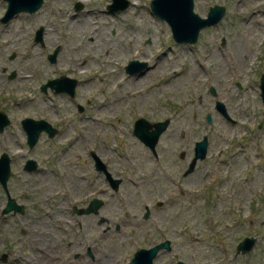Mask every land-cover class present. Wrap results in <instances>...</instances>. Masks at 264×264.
Returning a JSON list of instances; mask_svg holds the SVG:
<instances>
[{
    "label": "rangeland",
    "instance_id": "1",
    "mask_svg": "<svg viewBox=\"0 0 264 264\" xmlns=\"http://www.w3.org/2000/svg\"><path fill=\"white\" fill-rule=\"evenodd\" d=\"M89 1L111 12L99 19L93 35L78 20L82 0H44L34 13L0 21V110L11 120L0 132V155L11 156L8 188L25 206L23 214H3L8 198L0 183V264H45L46 246L55 245L59 252L48 256L62 264L66 239L60 237L66 230L79 248L93 249L95 259L87 255L79 264H107V256L114 261L109 264H124L121 256L149 238L169 240L173 247L155 264H264V0H194L201 17L215 4L226 7L224 18L203 28L195 44L175 41L169 23L151 10L152 0H128L118 11L108 8L113 0ZM7 6L0 0V20ZM68 12L78 16L63 17ZM40 27L43 44L35 40ZM132 60L148 64L132 73L144 81L119 105L111 101L123 90L102 87L98 78L86 81L112 68L126 73ZM62 75L78 80L74 96L42 89ZM218 101L226 113L216 108ZM26 117L48 121L57 133L42 132L30 148L22 126ZM141 118L152 124L169 120L155 151L134 133ZM205 136L207 156L185 174L196 142ZM96 156L121 180L117 189L97 169ZM28 159L37 160L38 169L27 171ZM93 198L103 201L98 214L72 212ZM116 223L119 231L104 232ZM247 236L256 238L254 247L237 254Z\"/></svg>",
    "mask_w": 264,
    "mask_h": 264
},
{
    "label": "water",
    "instance_id": "2",
    "mask_svg": "<svg viewBox=\"0 0 264 264\" xmlns=\"http://www.w3.org/2000/svg\"><path fill=\"white\" fill-rule=\"evenodd\" d=\"M8 3L7 10L4 16L1 18L2 23L9 22L15 15L28 12L34 13L39 10L44 4V0H5ZM113 4L108 5L110 10H124L129 5L128 0H113ZM123 2V3H122ZM120 7V5H122ZM82 4L77 3V10L81 9ZM151 10L154 14L158 15L162 19L166 20L172 29L173 38L177 43H190L195 44L198 41L199 34L203 28L218 24L226 15V7L223 5L215 4L212 6L206 17H201L197 12L194 11V0H152ZM44 28L40 27L36 31L35 40L36 42L44 43L43 39ZM58 49L49 55L51 62L56 61ZM14 57V56H12ZM146 62H140L138 60H132L126 67L128 73H135L139 70H143L147 67ZM140 66V67H137ZM15 73L11 75L14 77ZM78 80L76 78L62 75L55 79L49 80L42 86V89L47 92L48 87L53 89L55 92H67L71 96L76 94ZM261 96L264 104V73L261 76ZM213 94H216L214 87L211 88ZM217 109L226 113V108L221 101L217 102ZM82 109V108H81ZM207 120L209 123L212 122V115L207 114ZM11 124L6 112L0 110V132L5 130V127ZM169 120L155 122L152 124L145 118L139 119L135 124L134 133L143 141L146 145L155 151V147L159 141L161 134L168 128ZM22 126L27 134V142L30 148H33L41 136L42 132H47L50 137H53L57 133V129L53 127L51 123L44 119H34L31 117L24 118L22 120ZM155 126V130L150 131L149 129ZM209 141L205 136L201 141L196 142L195 155L192 162L187 168L185 174H189L194 171L197 161L204 159L207 156ZM96 166L98 170L106 172L109 180L111 181L114 189H117L120 183V179H114L111 174L107 171L106 165L103 161L96 156ZM38 168V162L35 159H28L25 165V169L33 171ZM11 156L7 152H3L0 155V183L7 194V204L3 209V214H7L11 211L14 212H25V206L19 204L15 198L10 194L8 188V182L11 177ZM103 205V201L99 198H94L91 204L84 210L86 213L92 211L97 212L98 208ZM256 238L253 236H247L243 238L237 245V254L249 253L256 243ZM163 247L164 249H170V241L165 240L162 244L157 245L148 250V258L144 259L142 254L137 255L133 263L134 264H153L152 260L157 254L158 250ZM147 255V254H146ZM7 255H3V259L6 260ZM176 264H185L183 261H178Z\"/></svg>",
    "mask_w": 264,
    "mask_h": 264
},
{
    "label": "bare ground",
    "instance_id": "3",
    "mask_svg": "<svg viewBox=\"0 0 264 264\" xmlns=\"http://www.w3.org/2000/svg\"><path fill=\"white\" fill-rule=\"evenodd\" d=\"M84 2H86L85 4V9L81 12L80 14V18L78 19L80 22L84 23L85 25H87L89 27V29L91 30V32H89L91 35L94 34V31L98 30V25L100 24V20L99 19H103L105 18L106 14H110L111 12L107 11L106 9L102 8V7H96L92 5V1L89 0H82ZM246 2L248 4H252V0H246ZM245 2V3H246ZM134 7H140L141 8V4L140 2H133ZM107 7V5H106ZM137 15L140 13H136ZM63 17H71L72 19H75L78 14L76 15H72L68 12V14L62 13ZM142 16V15H141ZM107 19V18H105ZM254 38L257 39V35L256 33L254 34ZM260 41V42H259ZM259 43L255 44L256 45H260L262 42V39L258 40ZM83 45H81L82 47ZM256 54V52H254ZM109 50L107 51V55L109 56ZM138 54V53H137ZM108 64H110V66L113 64V57H108ZM87 63V58L86 57H81L80 60V65H86ZM201 67H203V63H201L200 65ZM60 68L63 67H59V70H61ZM67 70H69V68H66ZM80 72L83 73L84 71L82 70V68L80 69ZM176 74H180L182 73V71H175ZM103 76H107L106 79L103 78ZM200 77V74H197L195 76V82H197V79ZM98 78V80L101 81V83L103 84L102 87H107V86H112L114 85L116 87L115 91H119V90H123V94L121 95H115L114 100L111 101V103L113 105H116L122 103L123 101H125V97H133L135 94H137V92L140 90V88L137 87V85H140L141 82L140 81H144V78L142 77V75H138L135 76L134 74H130L128 72L123 73L120 71V69H114L112 68L110 72L108 73H97L94 75H91L89 78L86 79V81H96V79ZM134 78V79H132ZM140 78V79H139ZM133 80L130 82V80ZM140 80V81H139ZM130 86H134L133 89L130 88ZM95 122V121H94ZM81 134V133H80ZM72 147V146H71ZM44 261V260H43ZM45 264H48L44 261Z\"/></svg>",
    "mask_w": 264,
    "mask_h": 264
},
{
    "label": "flooded vegetation",
    "instance_id": "4",
    "mask_svg": "<svg viewBox=\"0 0 264 264\" xmlns=\"http://www.w3.org/2000/svg\"><path fill=\"white\" fill-rule=\"evenodd\" d=\"M94 199V198H93ZM91 203V201H90ZM103 206V205H102ZM87 207H73L72 208V212L77 214V215H82V214H91V213H94V214H98L100 208H98V211L97 212H90V213H86L84 212V210L86 209ZM149 209L148 211H146L144 214H143V217L144 219L149 217ZM23 214V213H22ZM102 223H100L101 225ZM79 227L81 228L82 227V224L80 223ZM120 230V225L119 223H116V224H108L105 228H104V232H110V233H114L115 231H119ZM53 235L55 236L56 234L53 233ZM111 236V235H110ZM70 237H72V235L70 236L69 233L66 231H64V233L61 235V239L63 240L64 238L66 239L65 241V244L63 245L64 246V255H65V259L63 258L62 259V264H79V262L83 261L84 260V256H87L89 255L91 259H95V256H94V252H93V249L91 247H87L86 249H81L78 247L77 244H74L72 242V240H70ZM68 239V240H67ZM85 239V237H83V240ZM148 243L146 242H143V244H140V245H134L128 252H125L126 254H123L121 256V260L124 261V264H134L133 263V260L134 258L139 255V254H142L144 256V259H147L148 258V250H150L151 248L157 246V245H160L163 243V239H160V240H150V238L148 239ZM64 243V242H62ZM171 246V245H170ZM56 245L54 246L53 250H51V246H46V251H47V255H46V258L47 259V263L48 264H58L60 263L61 264V261L59 258H51L50 256H48L50 253H52L53 251L55 252L54 255H56L57 253L56 252H59L58 250L55 249ZM172 246H171V250H172ZM97 251H99V249L97 248ZM101 252L102 253H108L106 252V249L104 248L101 249ZM114 252V251H113ZM116 252V251H115ZM163 252V247L160 248L157 252V254L155 255V257L153 258L152 262L153 264H155L156 260L159 258V256L161 255V253ZM117 253V252H116ZM147 254V255H146ZM45 255V254H43ZM52 255V254H51ZM147 257V258H146ZM7 258V257H6ZM74 259V260H71ZM106 259L105 260H108L109 263H111L113 261V259H108L109 257H105ZM81 260V261H79ZM114 260L118 263L119 262V259H116L114 258ZM183 261V260H181ZM114 262V261H113ZM184 262V261H183ZM107 263V264H109ZM119 263H122V262H119ZM185 263V262H184ZM186 264V263H185Z\"/></svg>",
    "mask_w": 264,
    "mask_h": 264
}]
</instances>
